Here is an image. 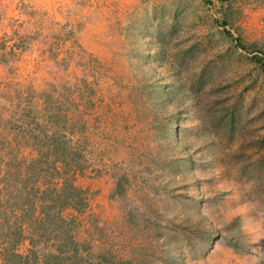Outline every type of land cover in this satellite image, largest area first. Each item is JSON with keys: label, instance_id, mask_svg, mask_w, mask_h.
Wrapping results in <instances>:
<instances>
[{"label": "rangeland", "instance_id": "374dc122", "mask_svg": "<svg viewBox=\"0 0 264 264\" xmlns=\"http://www.w3.org/2000/svg\"><path fill=\"white\" fill-rule=\"evenodd\" d=\"M258 52L264 0H0V163L71 148L92 263L264 264Z\"/></svg>", "mask_w": 264, "mask_h": 264}, {"label": "trees", "instance_id": "16d2710c", "mask_svg": "<svg viewBox=\"0 0 264 264\" xmlns=\"http://www.w3.org/2000/svg\"><path fill=\"white\" fill-rule=\"evenodd\" d=\"M252 60L264 72V53L258 52ZM50 141L48 159L1 158L0 264H96L92 261L103 259L72 236L71 219L60 214L63 208L80 210L86 198L65 173L73 165V151L53 138ZM23 240L27 248L20 253L16 247Z\"/></svg>", "mask_w": 264, "mask_h": 264}]
</instances>
